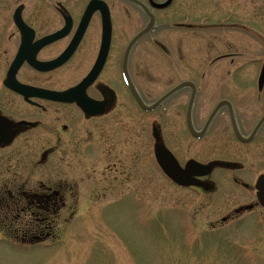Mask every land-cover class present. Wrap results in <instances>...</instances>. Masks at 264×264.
I'll use <instances>...</instances> for the list:
<instances>
[{"label":"rangeland","instance_id":"rangeland-1","mask_svg":"<svg viewBox=\"0 0 264 264\" xmlns=\"http://www.w3.org/2000/svg\"><path fill=\"white\" fill-rule=\"evenodd\" d=\"M153 14L155 29L140 41L145 59L137 67L138 90L148 104L182 81H195L204 121L217 101L233 96L241 101L257 91L264 59V0H174ZM113 18L119 27L115 13ZM147 22L140 13L137 24L127 26L135 32ZM228 53L229 58L214 62ZM113 69L109 65L107 76ZM106 84L118 90L116 83ZM177 111L172 108V118L179 117ZM167 124L164 105L145 111L121 98L117 111L102 117V126H84L75 151L61 146L44 167L35 166L36 159L0 157V264H264V239L255 245L263 256L245 252L243 239L252 238L253 229L223 222L245 202L237 196L242 192L233 195L216 182L215 192L201 193L165 176L153 154L152 130L157 127L163 140ZM173 131L178 132L177 120ZM207 141L189 138L185 147L177 140L168 146L184 165L190 158L205 162L215 157ZM242 149L235 146V152ZM20 154L34 158L35 147ZM14 176L18 183L30 178L32 191L47 176L71 187L63 196L66 206L56 218L54 237L38 243L11 238L14 232L6 227L13 214L3 190Z\"/></svg>","mask_w":264,"mask_h":264},{"label":"flooded vegetation","instance_id":"flooded-vegetation-1","mask_svg":"<svg viewBox=\"0 0 264 264\" xmlns=\"http://www.w3.org/2000/svg\"><path fill=\"white\" fill-rule=\"evenodd\" d=\"M151 1L154 0H0V157H17V161L26 158L30 162L36 159L34 165L44 167L61 146L69 145L74 150L80 144L78 137L84 126H102V117L115 113L121 98L139 108V98L147 106L154 105L148 104L138 90L137 67L145 59L140 41L155 26L135 32L127 26L129 22L136 25L140 13L149 22L148 13L155 10ZM102 2L112 24L103 67ZM114 13L120 21L117 28ZM230 55L222 54L214 62ZM109 65L114 69L107 76ZM259 74L257 91L246 93L241 101L234 96L217 101L204 121L201 108L197 107L201 90L195 81H182L193 86L173 92L178 85L171 88L156 101L162 99L155 108L164 105L168 124L161 141L176 159L168 146L174 140L185 147L189 138L206 143L209 138L215 157L196 161L222 165L198 178L203 186L189 188L201 193L215 192L216 182H220L233 195L235 191L242 192L237 196L245 202L233 208L223 222L231 220L244 228L250 226L254 235L243 239L248 245L242 249L251 250L258 257L263 255L255 245L264 239V84L259 87ZM107 81L110 85L116 83L118 90L107 85ZM48 92H68L67 101L51 99ZM177 94L181 97L172 100ZM221 102L226 103L218 107ZM173 107L178 110L176 119L171 116ZM174 120L178 123L175 133ZM43 144L49 147L43 148ZM237 145L244 148L239 153L235 152ZM29 146L35 147L34 158L20 154ZM187 162L180 165L184 167ZM47 177L46 181H38L35 191L28 187L30 178L18 183L14 176L6 182L3 192L9 195V208L18 203L26 205L27 210L40 208L43 212L32 211L30 215L45 216L44 222L53 221L66 206L64 195L70 194L71 187ZM259 194L263 196L260 198Z\"/></svg>","mask_w":264,"mask_h":264},{"label":"water","instance_id":"water-1","mask_svg":"<svg viewBox=\"0 0 264 264\" xmlns=\"http://www.w3.org/2000/svg\"><path fill=\"white\" fill-rule=\"evenodd\" d=\"M172 2L173 0H167L164 3H156L154 1H151V5L155 9L163 10L169 7L172 4ZM102 5H103L102 23H103V28H104V31H103V36H104L103 50L104 51H103V58H102V67H103V64L105 62L106 52L108 50L109 43H110L112 24H111L110 14H109V11L105 3L102 2ZM148 15L150 17V21L145 31L151 30L154 27V23H155V18L153 14L148 13ZM263 84H264V65L262 67V70L259 76V87L261 88ZM186 86H193V84L190 82H184L180 84L179 86H177L175 89H173L171 92L179 90ZM48 93L50 95L48 97H50L51 99L59 100V101H67L68 92H61V93L48 92ZM161 101L162 99L156 102L152 106H146L142 102V100L139 98L140 107L146 111H151L155 109L161 103ZM225 103L226 102H221L218 105V107H221ZM102 106H103V103H102ZM102 113H103V109H102ZM153 136L156 140V144L154 146V154H155V158H156V161L159 167L170 180H172L175 184L181 187H192V186L201 187L203 186L198 180V178L209 174L212 171L214 166L222 165V163H219V162H213V163L205 165L196 160H190L186 163L184 167H182L180 163L178 162V160L175 158V156L162 143L160 132L158 131L157 128L153 129ZM262 196L263 195L259 194L260 198Z\"/></svg>","mask_w":264,"mask_h":264},{"label":"trees","instance_id":"trees-1","mask_svg":"<svg viewBox=\"0 0 264 264\" xmlns=\"http://www.w3.org/2000/svg\"><path fill=\"white\" fill-rule=\"evenodd\" d=\"M25 206L18 203V205H14L13 208L10 209L13 215L9 219L11 222L8 224H10L14 230L11 227H6V229L17 233H11L10 235H14L11 238L24 243H38L54 237L57 216L54 217L53 221L49 220L44 222L45 216L30 215L32 211L43 212L40 208L27 210ZM13 223L20 224L19 228H15L17 225ZM18 230H20L21 234Z\"/></svg>","mask_w":264,"mask_h":264}]
</instances>
